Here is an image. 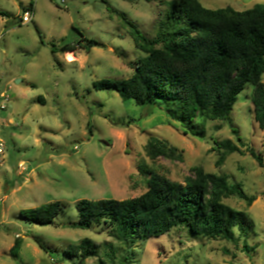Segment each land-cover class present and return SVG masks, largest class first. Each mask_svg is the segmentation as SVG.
Listing matches in <instances>:
<instances>
[{
    "label": "rangeland",
    "instance_id": "obj_1",
    "mask_svg": "<svg viewBox=\"0 0 264 264\" xmlns=\"http://www.w3.org/2000/svg\"><path fill=\"white\" fill-rule=\"evenodd\" d=\"M162 1L172 0H0V264H73L64 254L86 238L99 245L98 254L85 264H264V166L247 152L227 156L214 141L231 140L243 151L253 148L264 160V130L254 118L248 85L239 95L227 122L196 121L205 137L184 135L182 123L172 120L164 105L138 106L124 102L114 89L97 90L103 79L131 77L138 50L130 23L154 39L169 11ZM208 9L230 6L242 11L264 0H200ZM34 19L22 23L24 12ZM83 34L86 41H81ZM96 44L89 47L87 42ZM65 44H81L75 52L57 51ZM233 129L242 138L239 142ZM162 141L169 156L152 158L147 144ZM240 183L251 206L236 196L228 206L246 211L254 231L228 242L193 236L188 229L138 241L128 248L108 228L73 229L76 203L87 200H125L147 191L148 171L185 183L191 169ZM62 202L66 212L54 225L30 223L22 212ZM21 241L18 259L11 250ZM43 242L53 253L40 248Z\"/></svg>",
    "mask_w": 264,
    "mask_h": 264
},
{
    "label": "trees",
    "instance_id": "obj_2",
    "mask_svg": "<svg viewBox=\"0 0 264 264\" xmlns=\"http://www.w3.org/2000/svg\"><path fill=\"white\" fill-rule=\"evenodd\" d=\"M162 2L169 11L154 39L127 23L136 48L146 55L137 61L134 74L121 80L96 81L95 88L114 89L124 102L133 101L138 106L164 105L169 117L182 123L184 135L204 138V130L199 129L196 121L227 122L239 95L253 85L254 118L264 130V4L238 11L230 6L208 9L200 0ZM81 41H86L83 34ZM87 44L93 47L96 43ZM78 47L83 46L65 44L53 51L66 54ZM233 133L240 142L238 131L233 129ZM214 144L220 152L219 165L230 154L247 152L259 166H264L262 156L251 147L243 151L231 140H215ZM147 152L152 158L169 156L167 147L157 138L149 141ZM191 172L183 184L150 170L147 191L139 197L81 200L76 203L78 220L70 227L108 228L128 248L138 241L163 237L175 228L188 229L193 236L228 242L237 240L236 230L242 237L254 231L255 223L246 211L224 203L236 196L252 205L256 198L248 196L242 184L208 173L202 166L193 167ZM66 210L62 202H52L25 210L22 217L30 223L48 226L54 225ZM36 242L45 252H54L40 240ZM20 248L18 239L11 250L14 259H18ZM98 248V244L86 238L70 246L64 255L73 264H85L86 259L98 254ZM108 257L112 264H118L113 256ZM128 262L124 258L119 264Z\"/></svg>",
    "mask_w": 264,
    "mask_h": 264
},
{
    "label": "built area",
    "instance_id": "obj_3",
    "mask_svg": "<svg viewBox=\"0 0 264 264\" xmlns=\"http://www.w3.org/2000/svg\"><path fill=\"white\" fill-rule=\"evenodd\" d=\"M34 19V13L31 11H26L24 12L23 16H22V23L23 24H28L30 23L32 20ZM4 104L0 103V109L1 110H5L7 107V103L9 102V97L8 96H4ZM4 144L2 142H0V156L4 154ZM3 164L2 159L0 158V166Z\"/></svg>",
    "mask_w": 264,
    "mask_h": 264
},
{
    "label": "crops",
    "instance_id": "obj_4",
    "mask_svg": "<svg viewBox=\"0 0 264 264\" xmlns=\"http://www.w3.org/2000/svg\"><path fill=\"white\" fill-rule=\"evenodd\" d=\"M66 58H67V60L69 59V55L68 54H66Z\"/></svg>",
    "mask_w": 264,
    "mask_h": 264
},
{
    "label": "water",
    "instance_id": "obj_5",
    "mask_svg": "<svg viewBox=\"0 0 264 264\" xmlns=\"http://www.w3.org/2000/svg\"><path fill=\"white\" fill-rule=\"evenodd\" d=\"M57 3H61V0H58V2Z\"/></svg>",
    "mask_w": 264,
    "mask_h": 264
}]
</instances>
